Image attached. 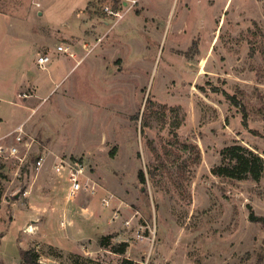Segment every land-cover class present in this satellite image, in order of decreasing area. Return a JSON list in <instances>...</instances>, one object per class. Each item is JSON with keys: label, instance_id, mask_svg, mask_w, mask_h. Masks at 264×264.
I'll use <instances>...</instances> for the list:
<instances>
[{"label": "rangeland", "instance_id": "374dc122", "mask_svg": "<svg viewBox=\"0 0 264 264\" xmlns=\"http://www.w3.org/2000/svg\"><path fill=\"white\" fill-rule=\"evenodd\" d=\"M122 1L0 0V263L264 264V0Z\"/></svg>", "mask_w": 264, "mask_h": 264}, {"label": "trees", "instance_id": "16d2710c", "mask_svg": "<svg viewBox=\"0 0 264 264\" xmlns=\"http://www.w3.org/2000/svg\"><path fill=\"white\" fill-rule=\"evenodd\" d=\"M221 153L224 163L214 168L215 174L238 179L252 178L259 180L261 178L264 171V160L253 150L240 144H233L225 147ZM139 177L142 182H145L143 170H140ZM109 238L110 236L101 237L100 244L109 246ZM127 247L128 243L123 242L119 245H113V251L124 254ZM21 255V264H42L39 262V254L36 250H22Z\"/></svg>", "mask_w": 264, "mask_h": 264}, {"label": "built area", "instance_id": "2783aa9c", "mask_svg": "<svg viewBox=\"0 0 264 264\" xmlns=\"http://www.w3.org/2000/svg\"><path fill=\"white\" fill-rule=\"evenodd\" d=\"M139 0H123V4L127 7L133 6L136 3H138ZM106 10L108 13L116 16H121V13H119L117 10H112L110 7H106ZM58 51H62L65 53H68L70 56H74V53L70 51V49L64 45H59L57 47ZM51 61V56L49 54H41L37 58V64L40 68L45 69L47 67V63ZM17 135H16V142L20 143L23 140V135L21 133V129H17ZM3 150V149H1ZM9 151L11 154H16L19 151V146L17 144L12 145L9 148ZM44 157H40L38 161L39 167L43 164ZM55 168L58 174L62 177H66L69 181V196L73 198L77 193L81 190H86L88 192H91L92 194L96 191V186L90 182V178H86V180L83 178V168L82 167H75L68 163L67 160H61L55 164ZM123 264H133L131 260L125 261Z\"/></svg>", "mask_w": 264, "mask_h": 264}, {"label": "bare ground", "instance_id": "6f19581e", "mask_svg": "<svg viewBox=\"0 0 264 264\" xmlns=\"http://www.w3.org/2000/svg\"><path fill=\"white\" fill-rule=\"evenodd\" d=\"M205 62V59L202 60L201 65L203 66ZM30 230V229H29Z\"/></svg>", "mask_w": 264, "mask_h": 264}]
</instances>
